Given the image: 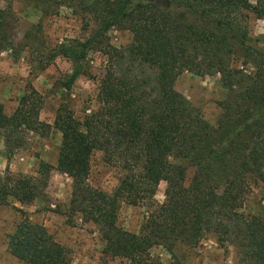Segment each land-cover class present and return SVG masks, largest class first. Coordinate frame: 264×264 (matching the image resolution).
<instances>
[{"label":"trees","instance_id":"obj_1","mask_svg":"<svg viewBox=\"0 0 264 264\" xmlns=\"http://www.w3.org/2000/svg\"><path fill=\"white\" fill-rule=\"evenodd\" d=\"M0 9V53L17 44L11 32L15 0ZM45 14L67 8L96 24L85 41L51 49L45 66L68 59L71 92L96 46L105 48L106 73L99 81V109L78 121L67 107L53 128L62 136L56 170L73 180L69 218L81 216L98 227L106 259L126 264H165L151 256L162 247L169 264H182L176 249L196 247L214 236L234 248L237 264H264V217L243 212L254 186L264 187V48L249 30V15L264 19V0H25ZM113 29L128 30L132 43H107ZM32 35V34H31ZM30 38V37H29ZM185 72L220 76L226 97L216 126L175 88ZM25 94L12 115L0 103V138L7 159L24 145L27 132L47 135L41 101ZM96 151L124 171L109 194L89 185ZM54 168L41 163L39 176H0V206L31 204L48 187ZM189 169L194 175L185 185ZM167 184L165 200L156 203ZM122 203L150 209L139 233L118 225ZM10 254L23 264H69L70 254L41 225L24 217L8 238Z\"/></svg>","mask_w":264,"mask_h":264},{"label":"rangeland","instance_id":"obj_2","mask_svg":"<svg viewBox=\"0 0 264 264\" xmlns=\"http://www.w3.org/2000/svg\"><path fill=\"white\" fill-rule=\"evenodd\" d=\"M6 7L7 1L0 0V9ZM12 9L11 32L18 51L9 49L0 53V103L6 114L12 115L21 98L34 90L41 101L40 120L52 128L45 136L25 133L23 147L11 159H7L5 143L0 138V176L9 171L14 175L37 177L43 162L54 169L49 175L48 187L33 203L13 201L10 206H0V264H23L10 254L8 238L24 217L45 227L54 240L67 248L69 264H126L104 257L105 244L95 224L84 222L79 215L71 221L73 180L56 170L62 144L61 134L53 128L57 113L61 107H67L78 121H84L98 111L99 81L106 73L108 61L105 48L96 46L90 51L85 63L86 74L78 79L69 93L64 90L63 83L72 74L71 62L64 57H58L46 67H43L46 62H39L60 44L85 41L95 31L96 24L87 20L84 13L65 7L52 15L43 13L40 7L25 0H15ZM249 30L251 37L264 48V19L250 14ZM132 39L128 30L113 29L107 34L105 43L125 48ZM175 88L201 111L207 122L216 126L221 115L219 103L227 94L220 76L199 77L185 72ZM193 175L194 170L189 169L186 186L190 185ZM123 176L124 171L106 162L103 152L96 151L92 155L88 181L92 188L111 194ZM166 188L167 184L162 182L156 195L157 205L164 202ZM149 212L148 207L122 203L118 225L129 232L139 233ZM243 212L264 217L263 186L251 189ZM176 254L182 264H237L234 248H222L214 236L207 237L196 247L180 245ZM151 256L165 264L171 262V256L162 247L154 248Z\"/></svg>","mask_w":264,"mask_h":264}]
</instances>
